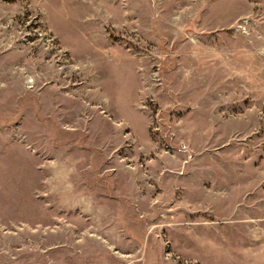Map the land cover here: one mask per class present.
<instances>
[{
    "label": "rangeland",
    "instance_id": "374dc122",
    "mask_svg": "<svg viewBox=\"0 0 264 264\" xmlns=\"http://www.w3.org/2000/svg\"><path fill=\"white\" fill-rule=\"evenodd\" d=\"M0 264H264V0H0Z\"/></svg>",
    "mask_w": 264,
    "mask_h": 264
}]
</instances>
